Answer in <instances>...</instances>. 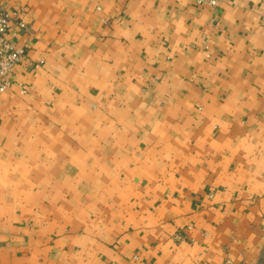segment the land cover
Listing matches in <instances>:
<instances>
[{"label": "crops", "instance_id": "1", "mask_svg": "<svg viewBox=\"0 0 264 264\" xmlns=\"http://www.w3.org/2000/svg\"><path fill=\"white\" fill-rule=\"evenodd\" d=\"M0 5V264L262 263L264 0Z\"/></svg>", "mask_w": 264, "mask_h": 264}, {"label": "built area", "instance_id": "2", "mask_svg": "<svg viewBox=\"0 0 264 264\" xmlns=\"http://www.w3.org/2000/svg\"><path fill=\"white\" fill-rule=\"evenodd\" d=\"M197 4L215 6L220 0H195ZM24 7L20 9L6 10L0 5V92L10 88L13 84L11 75L13 74L15 65L18 64L25 55L24 47L17 44L13 37L16 32L11 28L15 25L18 29L25 27L23 14ZM33 67L37 63L28 62ZM20 92H24V87H20ZM261 264H264V260Z\"/></svg>", "mask_w": 264, "mask_h": 264}]
</instances>
